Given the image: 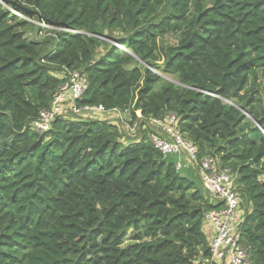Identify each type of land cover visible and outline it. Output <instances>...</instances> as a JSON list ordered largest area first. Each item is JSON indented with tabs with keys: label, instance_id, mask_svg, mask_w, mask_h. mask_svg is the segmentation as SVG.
I'll return each mask as SVG.
<instances>
[{
	"label": "trees",
	"instance_id": "1",
	"mask_svg": "<svg viewBox=\"0 0 264 264\" xmlns=\"http://www.w3.org/2000/svg\"><path fill=\"white\" fill-rule=\"evenodd\" d=\"M63 68L87 77L80 106L174 114L197 160L234 174L242 243L264 264V0H0V264H205L220 204L146 132L30 130Z\"/></svg>",
	"mask_w": 264,
	"mask_h": 264
},
{
	"label": "built area",
	"instance_id": "2",
	"mask_svg": "<svg viewBox=\"0 0 264 264\" xmlns=\"http://www.w3.org/2000/svg\"><path fill=\"white\" fill-rule=\"evenodd\" d=\"M60 75L61 86L50 107L41 111L38 119L30 123L31 131L45 133L56 119L63 118L107 121L118 129L124 141L129 142H138V136L146 132L149 142L162 155L186 158L184 163L180 160L175 163L176 171L181 172L193 164L192 168L205 193L211 201L220 204L219 209L204 216L210 253L204 260L205 264H252L250 251L242 243L241 227L245 212L236 192L234 174L229 169H221L218 160L212 157L197 160V148L184 138L179 127L180 120L174 114L154 119L144 118L140 113L133 116L130 110L108 111L102 106H80L79 102L89 85L86 75L64 68ZM101 116L104 119H99Z\"/></svg>",
	"mask_w": 264,
	"mask_h": 264
},
{
	"label": "rangeland",
	"instance_id": "3",
	"mask_svg": "<svg viewBox=\"0 0 264 264\" xmlns=\"http://www.w3.org/2000/svg\"><path fill=\"white\" fill-rule=\"evenodd\" d=\"M30 24H33V22L32 21H30L29 22ZM34 26H37V27H42V28H46V26H44V25H42V24H36V23H34ZM38 34V35H37ZM47 36V34H46V32H42V33H37V31H36V29L35 28H30V27H28L27 26V28H26V32L24 33V38H26L27 40H33V39H37V38H39V39H42V38H44V37H46ZM167 41V40H166ZM170 41H172L171 39H170ZM122 52H127L126 50H123V49H120ZM104 52V47L102 46V47H100V50H99V54L101 55L102 53ZM128 53V52H127ZM160 64H162V63H160ZM60 72H57L56 73V76L60 79L61 78V75L59 74ZM162 77H164L165 79H167V80H169L170 82H173L172 81V79L171 78H168V77H166V76H164V75H162V74H160ZM159 85H160V83L159 84H157L156 85V87H155V90H159ZM261 86L263 87V82L261 81ZM256 91H259V95H262V91H261V89H257ZM241 94H243V93H241ZM256 96H257V92H255L254 94H253V97H254V100L256 99ZM99 119H104L102 116L101 117H99ZM125 141H130V140H125ZM169 156H172V155H168V156H166V157H169ZM175 157V156H174ZM179 160L180 161H182L183 163L186 161V158H184V157H182V156H179ZM174 160V159H173ZM191 167H194V165L193 164H191ZM182 176H185V177H188L187 176V173H186V171L185 170H181V172H179ZM261 181L264 183V179H261ZM133 235V232L131 231V230H128L127 231V235H126V241H124V244L123 245H125L126 243H127V241H129L130 240V238H131V236Z\"/></svg>",
	"mask_w": 264,
	"mask_h": 264
},
{
	"label": "crops",
	"instance_id": "4",
	"mask_svg": "<svg viewBox=\"0 0 264 264\" xmlns=\"http://www.w3.org/2000/svg\"><path fill=\"white\" fill-rule=\"evenodd\" d=\"M174 159V160H173ZM180 158H178V157H174V156H169V157H167V160L169 161V162H171V163H173V164H175V163H177L178 162V160H179ZM182 162V161H181ZM185 171H186V173H187V176L189 177V178H196L197 179V177H196V175H197V173L195 172V170L190 166V167H188L187 169H185ZM196 174V175H195ZM204 231H206L205 233L208 235V228L207 227H205V225H204Z\"/></svg>",
	"mask_w": 264,
	"mask_h": 264
},
{
	"label": "clouds",
	"instance_id": "5",
	"mask_svg": "<svg viewBox=\"0 0 264 264\" xmlns=\"http://www.w3.org/2000/svg\"><path fill=\"white\" fill-rule=\"evenodd\" d=\"M117 45V44H116ZM117 47L122 48L121 46L117 45Z\"/></svg>",
	"mask_w": 264,
	"mask_h": 264
},
{
	"label": "water",
	"instance_id": "6",
	"mask_svg": "<svg viewBox=\"0 0 264 264\" xmlns=\"http://www.w3.org/2000/svg\"><path fill=\"white\" fill-rule=\"evenodd\" d=\"M172 83H174V82H172ZM246 115V114H245ZM247 116V115H246Z\"/></svg>",
	"mask_w": 264,
	"mask_h": 264
}]
</instances>
